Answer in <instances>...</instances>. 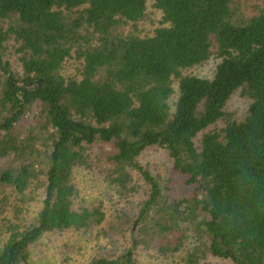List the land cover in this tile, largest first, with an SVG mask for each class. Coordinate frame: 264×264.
I'll list each match as a JSON object with an SVG mask.
<instances>
[{
  "label": "trees",
  "instance_id": "trees-1",
  "mask_svg": "<svg viewBox=\"0 0 264 264\" xmlns=\"http://www.w3.org/2000/svg\"><path fill=\"white\" fill-rule=\"evenodd\" d=\"M152 147L189 197L162 194L139 162ZM99 162L120 199L134 171L148 192L126 249L67 264H143L146 233L179 264H264V0H0V264L108 214L114 231V206L78 202L77 174Z\"/></svg>",
  "mask_w": 264,
  "mask_h": 264
},
{
  "label": "rangeland",
  "instance_id": "rangeland-1",
  "mask_svg": "<svg viewBox=\"0 0 264 264\" xmlns=\"http://www.w3.org/2000/svg\"><path fill=\"white\" fill-rule=\"evenodd\" d=\"M152 3V2H150ZM153 16L159 20L161 15L154 7H150ZM152 19V21H155ZM148 22V26L152 24ZM216 61H209L202 65L191 69L198 75H212ZM16 68V67H15ZM229 110L237 112L238 116H243L247 111V102L240 95H235L229 104ZM94 162L95 159H93ZM139 162L148 166L154 177L160 182L162 194L172 198L181 199V197H189L191 188L185 186L186 176L178 174L173 168V162L168 154V151L161 147H152L148 149L140 158ZM102 162L92 164L95 172L82 170L76 177L77 188L80 190L78 202L84 200L86 205L99 204L105 202L107 208L114 206L117 212L120 213L116 221L117 227L114 231L110 230L111 216L108 214L106 225L100 226L99 233L94 234L83 233L78 231L66 230L61 233L54 232L45 235L32 249V256L28 263L24 264H67V263H85L96 254L110 255L120 254L121 251L127 248L131 240V230L135 224L136 216L139 208L142 206L143 197H146L148 185L145 183L142 175L134 171L133 184L137 185V193L135 192L123 194L120 199L116 192L109 190V184L104 180L101 173ZM134 195V196H133ZM189 195V196H188ZM6 206V205H5ZM39 203L32 206L33 210H37ZM6 207L0 206V223L5 222L6 214L11 216L10 212L6 213ZM142 230L143 225H139ZM137 226V227H139ZM98 234H97V233ZM109 233V235H106ZM109 237L107 241L105 237ZM145 239L142 236L139 238L142 243L139 247L138 256L143 264H179V258L176 256L170 259H164V255L159 256V253L154 248V243H151L152 235L146 233ZM3 237L0 234V243ZM99 251V253H97ZM213 264H230L218 258H211Z\"/></svg>",
  "mask_w": 264,
  "mask_h": 264
}]
</instances>
